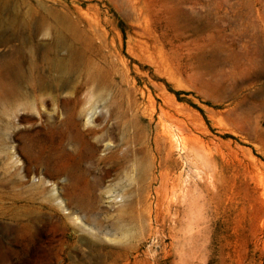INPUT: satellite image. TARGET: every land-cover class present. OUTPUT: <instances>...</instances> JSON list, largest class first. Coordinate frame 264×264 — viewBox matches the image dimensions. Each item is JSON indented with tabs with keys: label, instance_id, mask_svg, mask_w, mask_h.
Masks as SVG:
<instances>
[{
	"label": "rangeland",
	"instance_id": "rangeland-1",
	"mask_svg": "<svg viewBox=\"0 0 264 264\" xmlns=\"http://www.w3.org/2000/svg\"><path fill=\"white\" fill-rule=\"evenodd\" d=\"M32 25L77 35L68 110L105 105L115 157L71 159L82 228L0 157V264H264V0H0V30Z\"/></svg>",
	"mask_w": 264,
	"mask_h": 264
},
{
	"label": "bare ground",
	"instance_id": "bare-ground-1",
	"mask_svg": "<svg viewBox=\"0 0 264 264\" xmlns=\"http://www.w3.org/2000/svg\"><path fill=\"white\" fill-rule=\"evenodd\" d=\"M75 36L33 25L0 30V39L16 42L11 55L0 62V157L6 166L2 178L14 187L33 190L37 185L48 194L49 211L55 216L57 211L64 213L82 228L84 219L73 205L86 176L71 159L77 154L94 156L100 151L105 163L115 157V152L104 130L108 115L104 102L102 107L94 103L84 108L79 118L68 110L77 96L73 77L90 62L83 49L72 43ZM28 116L36 117V125H41L44 132L25 143V129L31 126L21 124V119ZM162 132L166 136L169 133L165 123ZM64 139L68 140V148Z\"/></svg>",
	"mask_w": 264,
	"mask_h": 264
}]
</instances>
